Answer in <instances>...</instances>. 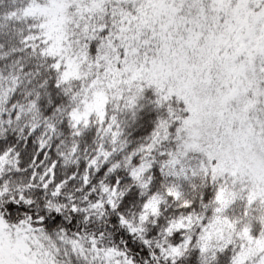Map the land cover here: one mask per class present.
Wrapping results in <instances>:
<instances>
[{"label":"snow or ice","instance_id":"6c2138e0","mask_svg":"<svg viewBox=\"0 0 264 264\" xmlns=\"http://www.w3.org/2000/svg\"><path fill=\"white\" fill-rule=\"evenodd\" d=\"M0 264H264V0H0Z\"/></svg>","mask_w":264,"mask_h":264}]
</instances>
